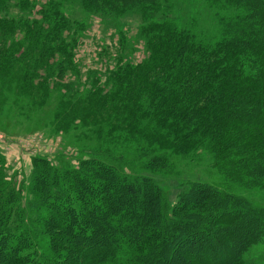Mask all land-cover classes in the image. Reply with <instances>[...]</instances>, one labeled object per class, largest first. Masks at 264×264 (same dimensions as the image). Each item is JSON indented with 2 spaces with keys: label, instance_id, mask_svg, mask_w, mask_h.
<instances>
[{
  "label": "trees",
  "instance_id": "16d2710c",
  "mask_svg": "<svg viewBox=\"0 0 264 264\" xmlns=\"http://www.w3.org/2000/svg\"><path fill=\"white\" fill-rule=\"evenodd\" d=\"M132 10L143 59L82 71L76 15ZM0 90L8 112L41 118L54 97L44 124L56 133H106L133 150L96 142L79 166L37 157L20 189L0 153V264H248L264 246V207L249 197L264 191V0H0ZM175 157L208 161L219 181L176 167L170 206L153 176Z\"/></svg>",
  "mask_w": 264,
  "mask_h": 264
},
{
  "label": "rangeland",
  "instance_id": "374dc122",
  "mask_svg": "<svg viewBox=\"0 0 264 264\" xmlns=\"http://www.w3.org/2000/svg\"><path fill=\"white\" fill-rule=\"evenodd\" d=\"M76 16L78 20L86 21V29L76 51V62L82 71L100 70L105 63L111 64V61H114L117 56L122 57L124 62H137L143 59L145 53L143 40L139 35L140 15L137 10L126 12L118 20L81 16V12ZM179 16H177L178 19ZM121 45L123 47L120 49ZM10 99L11 96L8 92L4 93L0 90V153L5 160L6 177L8 179L16 178L17 189L22 186L27 188L31 182L36 167L35 158L43 157L56 165L66 162L72 166H79V162L86 157L85 154H80V147L93 148L96 142L102 144V148L107 152H123L126 153L129 160H132L133 150L129 148L125 152L122 140H119L115 135L78 132L56 133L52 126L44 124L46 118L55 113L57 99L54 97L41 108L40 114L43 115L41 118L33 116L36 110L32 107L25 109L24 114L15 110L8 112L4 107L11 103ZM172 164L174 167L171 168V173L167 177L153 176L165 192L170 206L175 203L179 193L178 184L172 172L180 171L177 175L192 180L219 181L218 174L209 167L208 161L189 164L187 161L175 157ZM176 167L177 170H174ZM245 195L249 196L247 193ZM249 197L256 205L264 207V191L251 192ZM233 218L240 219L238 216ZM260 219L264 221V217H260ZM262 228L264 231L263 226ZM246 235H249L255 242L257 239L259 241L258 230H246ZM257 249L262 252H258ZM252 250L247 258V263L264 264V259H260L264 254V246H257ZM77 255L79 254L77 253ZM177 256H181V252ZM220 257H224V255Z\"/></svg>",
  "mask_w": 264,
  "mask_h": 264
}]
</instances>
